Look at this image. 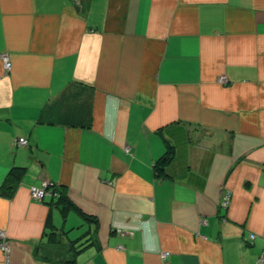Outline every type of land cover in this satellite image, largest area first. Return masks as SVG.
<instances>
[{"label": "crops", "instance_id": "crops-1", "mask_svg": "<svg viewBox=\"0 0 264 264\" xmlns=\"http://www.w3.org/2000/svg\"><path fill=\"white\" fill-rule=\"evenodd\" d=\"M13 166L0 264H254L264 0H0V187ZM46 179L69 202L33 199Z\"/></svg>", "mask_w": 264, "mask_h": 264}, {"label": "trees", "instance_id": "trees-1", "mask_svg": "<svg viewBox=\"0 0 264 264\" xmlns=\"http://www.w3.org/2000/svg\"><path fill=\"white\" fill-rule=\"evenodd\" d=\"M65 98V96H61L57 98L52 104L44 106L38 118L39 122L48 124L63 123V120H61L60 112L63 105L65 104ZM172 154L173 151L168 146V149L164 152V154L154 162L153 168L156 176H161L164 173L166 165L172 159ZM25 171V167L13 166L0 187V194L10 196L13 188L20 181L21 176L24 174ZM50 190V197L55 200V203L61 202L65 204L66 202H69L67 195L65 194L64 190L60 187V185L54 184L50 187ZM53 237L54 236L52 232L49 234V240L51 241Z\"/></svg>", "mask_w": 264, "mask_h": 264}, {"label": "built area", "instance_id": "built-area-1", "mask_svg": "<svg viewBox=\"0 0 264 264\" xmlns=\"http://www.w3.org/2000/svg\"><path fill=\"white\" fill-rule=\"evenodd\" d=\"M2 57V62H3V67L4 70L7 72L8 70L11 69V61L9 54L7 52H3L1 54ZM218 82L224 84L227 82V78L225 75H220L218 77ZM26 138L24 137H17L14 138L13 144L14 145H23L26 143ZM52 183L49 182L47 179L43 180L41 186H30V194L33 199L37 200H42L45 196L49 195L51 190H50V185ZM229 202L228 198L223 201V204L226 205ZM0 250L5 254V259H7L8 253L10 252V241L7 240L6 238V233L5 231L0 228ZM166 253L162 254V257L165 256ZM254 264H264V248H262L260 254L257 256L255 263Z\"/></svg>", "mask_w": 264, "mask_h": 264}, {"label": "clouds", "instance_id": "clouds-1", "mask_svg": "<svg viewBox=\"0 0 264 264\" xmlns=\"http://www.w3.org/2000/svg\"><path fill=\"white\" fill-rule=\"evenodd\" d=\"M76 1H80V0H76ZM49 182H50V181H49ZM51 183H52V182H51ZM54 184H56V183H52V184L50 185V187H51L52 185H54ZM47 196H50V194L47 195ZM47 196H45V197H47ZM45 197H44V198H45ZM44 198H43V199H44ZM43 199H42V200H43ZM40 201H41V200H40Z\"/></svg>", "mask_w": 264, "mask_h": 264}, {"label": "rangeland", "instance_id": "rangeland-1", "mask_svg": "<svg viewBox=\"0 0 264 264\" xmlns=\"http://www.w3.org/2000/svg\"><path fill=\"white\" fill-rule=\"evenodd\" d=\"M27 140V139H26ZM20 146H27V141H26V143L25 144H23V145H20ZM30 193V192H29ZM30 196H31V194H30ZM37 200V199H36ZM69 222V221H68Z\"/></svg>", "mask_w": 264, "mask_h": 264}]
</instances>
